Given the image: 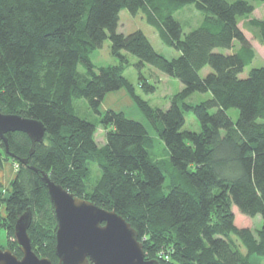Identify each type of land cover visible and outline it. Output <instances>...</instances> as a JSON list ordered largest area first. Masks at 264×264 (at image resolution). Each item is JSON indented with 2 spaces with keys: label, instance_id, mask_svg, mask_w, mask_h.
Instances as JSON below:
<instances>
[{
  "label": "trees",
  "instance_id": "1",
  "mask_svg": "<svg viewBox=\"0 0 264 264\" xmlns=\"http://www.w3.org/2000/svg\"><path fill=\"white\" fill-rule=\"evenodd\" d=\"M253 1L264 2L0 0V112L37 119L46 130L32 153L24 132L6 133L13 157L0 140V166L3 159L17 164L7 193L1 192L0 181V204L5 206L1 227L12 236L15 220L29 207L31 248L57 263L56 220L44 172L77 197L122 216L136 230L146 258L159 264H251V254L264 255V67L239 77L254 58L239 20L245 19L264 44V19L250 17ZM186 4H193L203 18L183 33L173 13ZM122 9L132 15L142 12L179 55L168 59L157 53L141 30L117 32ZM106 38L120 64L96 67L90 54ZM235 41L239 46L234 49ZM216 48L234 50L224 54ZM122 51L182 83L167 108L152 107L135 92L124 76ZM205 66L211 71L202 76ZM140 87L154 91L144 79ZM120 88L168 150V192L163 190V168L150 156L153 140L146 127L121 111L98 110L104 95ZM194 92H209L210 98L188 102ZM80 98L99 114L105 130L100 146L95 125L75 113L74 101ZM230 108L238 112L235 120ZM186 111L194 114L199 131L183 129ZM89 163L99 169L94 179ZM233 206L244 215L261 216L257 238L234 224ZM7 248L21 256L15 241ZM160 249L166 258L157 254Z\"/></svg>",
  "mask_w": 264,
  "mask_h": 264
},
{
  "label": "rangeland",
  "instance_id": "2",
  "mask_svg": "<svg viewBox=\"0 0 264 264\" xmlns=\"http://www.w3.org/2000/svg\"><path fill=\"white\" fill-rule=\"evenodd\" d=\"M253 5L254 10L250 17L264 19V2L253 1ZM173 17L181 24L183 33H186L199 25L203 18V14L200 10L196 9L193 4H186L182 8L176 10L173 13ZM238 25L243 30L249 44L254 51V58L252 59V61L247 63L244 66L242 72L239 73V77L244 78L248 75L249 71L252 68L261 66L264 67V44H262L254 35L253 31H251V29L247 27L245 19H240ZM137 30H141L147 36L152 47L157 53L163 55L168 59L177 57L179 55L178 51L166 45L160 39L157 28L146 21V18L142 14V12H138L136 15H132L126 9H122L119 12L117 32L127 35ZM238 46V42L235 41L234 49ZM234 49L216 48V51L226 54L232 53ZM122 53H125L126 55V61L124 63V76L133 84L135 92L144 100H146L152 107H158L161 109L167 108L169 106L171 97L182 88V83L178 79L168 76L167 74L161 72L156 67L150 64L139 62L136 56L125 51H122ZM90 59L96 67L111 64H120L117 57L113 56L110 52L109 38H106L103 41L100 48H97L91 52ZM78 70L83 72L84 68L79 65ZM210 71L211 68L209 66H205L200 70V75L204 76ZM143 79L149 85H152L154 87V91L152 93H145L140 87V81ZM207 98H210L209 92H194L191 96L188 97V102L195 103ZM74 106L77 116L86 119L95 125L94 139L96 144L98 146L104 144L105 130L102 128L99 122V114L89 108L87 101L84 98L75 100ZM107 109L121 111L127 118L139 121L146 127L153 140V147L150 150V156L163 168L165 174L163 190L164 192H168L172 180V169L169 164L168 150L163 141H161L157 137L154 130L151 128L143 112L133 102L124 88L109 91L104 95L102 101L98 106V110L100 112H104ZM227 112L232 120H235L237 118L238 112L236 109L230 108ZM184 117L185 123L183 129L185 131H199V123L191 111H186ZM0 156H3V149L1 148V146ZM15 165L16 164L13 163L10 159H3L2 161V165L0 166V181L2 193H7L10 188V181L13 179L17 170V165ZM88 166L91 171V178H96V176L99 174L98 167L95 163H89ZM232 211L234 215V224L237 227L246 228L257 238L258 230L260 229L262 224L261 216L256 215L250 217L244 215L240 213L235 206L232 207ZM4 215L5 206L1 203L0 221ZM48 223L50 222L48 221ZM232 239L235 241L240 251L242 253H245L246 250L244 246L241 245L240 241L235 236H232ZM11 241H14L13 235L11 236L10 234H8L7 230L4 227H1L0 224V248H7V245ZM157 254L162 255L163 258H166V253L163 251V249H160ZM249 259L251 264H264V255L251 254L249 256Z\"/></svg>",
  "mask_w": 264,
  "mask_h": 264
},
{
  "label": "water",
  "instance_id": "3",
  "mask_svg": "<svg viewBox=\"0 0 264 264\" xmlns=\"http://www.w3.org/2000/svg\"><path fill=\"white\" fill-rule=\"evenodd\" d=\"M21 131L31 141L30 153L35 143L46 136L43 123L18 114L0 112V140L4 152H9L6 133ZM20 161L26 162V158ZM56 220V264H159L157 259H146L143 244L136 230L114 210L106 209L92 201L77 197L41 174ZM31 210L28 207L16 220L13 239L21 252L18 257L9 248H0V264H52L47 257H39L31 248L28 227Z\"/></svg>",
  "mask_w": 264,
  "mask_h": 264
},
{
  "label": "built area",
  "instance_id": "4",
  "mask_svg": "<svg viewBox=\"0 0 264 264\" xmlns=\"http://www.w3.org/2000/svg\"><path fill=\"white\" fill-rule=\"evenodd\" d=\"M16 165H17V164H16ZM16 165H15V166H16ZM16 168H17V166H16Z\"/></svg>",
  "mask_w": 264,
  "mask_h": 264
}]
</instances>
